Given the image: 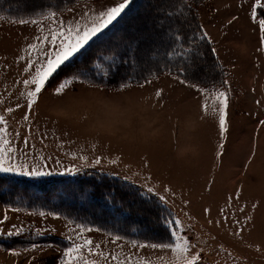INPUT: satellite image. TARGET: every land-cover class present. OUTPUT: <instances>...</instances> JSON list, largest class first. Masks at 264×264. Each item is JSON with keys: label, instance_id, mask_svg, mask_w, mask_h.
Returning a JSON list of instances; mask_svg holds the SVG:
<instances>
[{"label": "rangeland", "instance_id": "rangeland-1", "mask_svg": "<svg viewBox=\"0 0 264 264\" xmlns=\"http://www.w3.org/2000/svg\"><path fill=\"white\" fill-rule=\"evenodd\" d=\"M122 2L88 1L24 24L0 17V115L7 121L5 138L12 141L10 147L0 148L5 150L6 164L10 154L13 164L52 173L33 177L97 170L158 199L166 197L162 202L180 221L175 236L190 240L192 248L185 252L182 240L181 248H176L174 237L172 249L137 248V244H150L117 241L95 228L84 231L89 227L61 216L0 202V220L7 216L0 229L4 233L14 232L13 226L20 229L19 234L0 235V239L44 236L43 242L33 240L22 249H4L0 244V264H59L63 252L84 239L100 245L93 252L103 255L84 253V260L96 264H114L106 259L109 253L121 262L133 257L134 264H188L193 259L197 264H264V31L259 27L264 12L255 7L256 0H209L201 8L204 28L227 71V83L219 88L201 87L204 91L199 92L166 73L122 91L76 83L64 96H56L53 89L60 81L49 82L37 103L28 108L27 93L33 87L23 81L35 77L34 69L39 67L38 62L25 71L28 46L37 44L38 51L31 56L42 62L43 52L51 48L37 37H50L52 29L74 36L77 30L98 24L100 12ZM142 17L133 22L137 29L131 33L137 34L139 42L152 45L159 36V23L152 17L139 22ZM221 92L227 93L226 109ZM8 107L14 111L7 112ZM222 114L227 131L220 127ZM99 118L102 125L96 123ZM53 135H68L71 140L59 144Z\"/></svg>", "mask_w": 264, "mask_h": 264}, {"label": "trees", "instance_id": "trees-1", "mask_svg": "<svg viewBox=\"0 0 264 264\" xmlns=\"http://www.w3.org/2000/svg\"><path fill=\"white\" fill-rule=\"evenodd\" d=\"M88 1L94 0H0V17L28 21L63 13ZM208 1L133 0L119 20L62 66L49 82L61 81L83 69L87 76L82 77L84 83L104 88L120 89L125 83L143 85L166 73L199 87H221L227 71L212 40L200 39L206 32L201 8ZM141 15L139 22L152 17L159 23V36L152 45L139 42L137 34L131 33L137 29L133 22H138ZM0 202L24 211L58 215L74 225L131 242H173L164 222L165 217L174 220L173 212L156 196L108 173L89 171L49 177L0 173ZM47 238L63 243L58 238ZM33 240L41 242L44 236L10 237L0 239V244L4 249H22Z\"/></svg>", "mask_w": 264, "mask_h": 264}, {"label": "snow or ice", "instance_id": "snow-or-ice-1", "mask_svg": "<svg viewBox=\"0 0 264 264\" xmlns=\"http://www.w3.org/2000/svg\"><path fill=\"white\" fill-rule=\"evenodd\" d=\"M133 3V0H123L122 3H119L115 6L107 8L106 11H102L99 13V23L92 26L91 28L85 27L82 32L79 30L76 31V34L74 36L66 35L64 32L57 33L56 29L51 30V36H44L43 38L37 37V41L40 43L48 44V46L51 48V52H48L45 50L42 54V62L34 60L31 56V53L33 51H38L37 44H30L28 46V59L26 61V68L25 71H31L34 69V65L39 62V67L35 68L36 75L35 77L31 79H25L23 81V84L27 87L31 85L33 87L32 91H29L27 93V96L31 99L28 101V108L31 109L32 105L37 103L39 96L42 91L46 90L48 87L49 81L58 73V71L62 68V66L66 65L69 61L72 60L73 57H75L78 53H80L83 49L86 48L87 45H89L90 41H92L95 37H97L101 32H103L105 29L109 28V26L113 25L114 22L118 20L122 16V14L125 13L126 9L129 8L130 4ZM255 7L264 9V3H261V0H256ZM52 16H55V13H52ZM252 18L256 19V12L253 10ZM232 21H229L231 23ZM19 23L24 24L28 23V21H25L21 19ZM32 23H37V21H32ZM259 27L261 31H264V19L259 20ZM68 32H71V29L67 30ZM59 37H63V39H60L59 44H57V40ZM200 39H206L209 42L210 37H208V34L206 32H202ZM264 39V38H262ZM49 40L51 41L50 44L48 43ZM213 51H215L213 49ZM20 60H25L24 56L19 57ZM183 71V69H181ZM107 74V73H105ZM84 77L87 79L86 73L83 69H78L76 72L72 73L71 75L65 77L62 79L57 86L53 89V95L56 96H64L66 92L70 89V87L76 83H84ZM181 83L188 84V86L192 87L196 91L203 92L204 89L199 87L197 84H189L187 79H182L180 81ZM227 83L226 81L224 82ZM143 86V85H141ZM129 84L125 83L122 85L118 91H122L125 88H128ZM162 93V90L157 91V96H160ZM220 97L223 98V104L225 109L227 108V93L221 92ZM259 103V101H257ZM17 108L21 107V105H16ZM7 112L11 113L14 111V108L8 107L6 109ZM226 114V113H225ZM221 115L220 118V127L222 130L227 131L225 128V118L224 115ZM25 120L28 119V114H25L24 117ZM261 123H264V121H261ZM7 121L4 115H0V145H9L11 146L12 141H9L6 139L7 134ZM30 131V129H29ZM18 135V134H17ZM24 143L27 145L28 141L27 139L24 140ZM223 148V145L220 146ZM18 150V149H16ZM12 150V151H16ZM222 155L223 153H219ZM97 164L100 163V160L97 159ZM69 171H72L69 169ZM0 172H15L21 175H27V176H45V175H51V172L48 171H42V170H34V169H28L25 165H16L11 162V155H8L7 158V164L5 162V150L3 148H0ZM151 191V189H149ZM165 191L170 192L171 189H165ZM161 201H166V197L161 196ZM205 211H208L207 209ZM41 215H44V213H41ZM7 220V216L5 215L4 220H0V224H3ZM165 224L169 226L170 230V236L175 238V247L181 248V244L179 241H183V250L187 252L189 249L192 248L190 240L186 239L184 236L176 237L175 233L179 229L176 228V225L180 224V221L178 220H169L167 217H165ZM14 227V232L10 231L7 233H4L2 229H0V235L7 234L9 236L13 234H19L20 229H16ZM84 231L91 232L92 229H84ZM98 231V230H97ZM77 235H81V233L78 231ZM69 239H72V237H68ZM117 241L121 239V237L117 236L115 238ZM35 247V246H34ZM99 249L100 245L94 244V242L91 239H84L83 243H73L72 246L68 247L62 254V258L60 259L59 264H96L95 261H88L84 260V253L85 251L89 256L96 255L101 256L103 253L101 251L93 252V248ZM141 247H150L154 250H164V249H172L173 248V242L170 240L169 242H158V243H152L150 245H143V244H137V248ZM106 259H111L114 264H134L133 257H125L124 261L121 262L116 256L112 255L111 253L108 254V257ZM188 264H197V260H189Z\"/></svg>", "mask_w": 264, "mask_h": 264}, {"label": "crops", "instance_id": "crops-1", "mask_svg": "<svg viewBox=\"0 0 264 264\" xmlns=\"http://www.w3.org/2000/svg\"><path fill=\"white\" fill-rule=\"evenodd\" d=\"M59 82V81H58ZM54 138L59 142V144H61L62 141L67 142L69 140H71V138L68 135H53ZM45 138V137H44ZM36 146V145H35ZM35 146L33 147V149H35ZM63 147L66 148V145H61ZM74 147V144L72 145ZM35 155V154H34ZM93 171H97V170H93ZM99 172V171H98Z\"/></svg>", "mask_w": 264, "mask_h": 264}, {"label": "bare ground", "instance_id": "bare-ground-1", "mask_svg": "<svg viewBox=\"0 0 264 264\" xmlns=\"http://www.w3.org/2000/svg\"><path fill=\"white\" fill-rule=\"evenodd\" d=\"M37 2H38V1H37ZM40 2H41V1H40ZM31 3H32V2H31ZM38 3H39V2H38ZM95 122H96V120H95ZM96 123H97V125H99V124L102 125V124H103V120L99 118V119H97V122H96ZM98 123H99V124H98ZM110 126H111V125H110Z\"/></svg>", "mask_w": 264, "mask_h": 264}]
</instances>
